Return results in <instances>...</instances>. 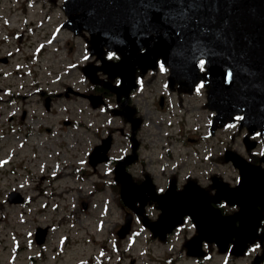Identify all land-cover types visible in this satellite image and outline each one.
<instances>
[{
  "label": "rangeland",
  "instance_id": "rangeland-1",
  "mask_svg": "<svg viewBox=\"0 0 264 264\" xmlns=\"http://www.w3.org/2000/svg\"><path fill=\"white\" fill-rule=\"evenodd\" d=\"M32 1L36 3L38 0H0V53L2 56H10L8 65L0 64V88L11 89L10 95L0 91V264H29L30 260H35L33 257L38 252L32 235L37 225L44 227L50 222L60 224L65 221L66 224L53 231L51 239L56 236L57 243L64 234L76 236L78 239L69 238V256L58 264H79L81 260L91 259L105 245L107 248L115 246L116 232L123 223L125 211L119 204L116 192L109 186V182H114L112 166L101 163L93 168L89 164V156L95 146L106 139L109 130L115 131L120 127L125 128V134L115 131L109 156L116 159L130 154L132 142L130 134L126 133L130 123L123 116L115 115L112 111L114 106L108 108L104 114L103 109H93L86 98L74 94L68 98L56 97L53 111L57 114L46 115L43 112L39 103L40 97L28 87L33 84V78L43 89H49L53 94L65 92L69 86L77 91L87 92L92 83L91 78L85 75L83 67L93 68L100 65L101 61L91 54L90 38L86 31L75 34L64 26L67 20L63 9L65 0H39L41 4L31 5ZM46 32L48 35L43 38ZM40 43L44 44L45 50ZM30 55L34 57V61L29 62ZM131 64L135 65L136 62L131 61ZM28 70H33L36 77L30 75L23 78L21 74ZM92 72L97 80L102 79L100 85L103 84L102 81L111 83L107 72ZM167 74V69L160 66L144 75L140 79L139 90L130 100L131 107L135 110L134 118L138 116L141 120L135 138L138 143L142 142L143 147L137 154L140 160L145 161L143 167L147 173L153 174L157 191L167 188L168 170L173 172V169L167 168L166 172L162 170L163 165L168 162L179 165V173L175 178L178 189L183 188L187 179H192L203 183L207 192L214 195L215 189L211 185L215 174L229 186H235L238 175L226 161L224 153L232 149L236 153H242L238 149H244L242 134H235V127L230 125L217 130L216 135L209 140L203 136L209 133L207 125L213 117L207 109L204 82L197 90L194 102L191 100L192 104L189 105L186 100L183 108L166 109L167 106H164L161 109L159 100L162 94L166 95L169 103L178 101L175 93L178 89L168 83ZM24 79L27 80L26 88H22L25 85ZM97 84L99 85V81ZM110 94L116 102L115 93ZM24 95L26 99L22 98ZM23 110L28 111L24 122L20 119ZM185 110L190 111L191 117L184 128L187 118ZM198 110L200 114L196 115ZM12 116L14 119L10 122ZM62 121L71 123L62 126ZM9 125L21 126L23 133L6 134ZM47 129L51 131L46 132ZM27 130L31 131L29 137H25ZM181 131L186 134L185 137L178 135ZM241 132L243 135L247 134L245 129H241ZM169 133L175 134L172 142L178 139L182 141L172 145L166 137ZM201 134L205 140L198 146L199 149L194 148L193 155L188 156L185 161H176L172 147L187 149V138L200 137ZM168 149L171 150L173 158H168ZM11 150L15 157L10 165L5 159V151L10 153ZM141 167L136 166L133 174L140 172ZM64 168L75 175L79 173L88 177L87 186L82 185L81 189L73 191L64 189L77 187L74 180L67 178L60 184L62 188L56 189L58 197L63 198L65 194L71 196L66 206L61 199L58 201V211L54 210L56 203L53 202L50 210H39L45 201L41 191L45 195L46 190L52 189L47 187L49 182L42 179L43 176L50 177L51 173ZM13 169L17 171L16 174H10ZM97 178L106 180L105 184L101 183L103 188L100 192H95L90 186ZM57 186L59 183H56ZM13 190L34 201L26 208L9 204L7 198ZM222 203L227 214L232 212L228 204L223 201ZM146 212L152 218L159 211L158 207L153 210L151 206ZM139 221L144 230L135 221L134 234L137 237L131 236L121 241L120 254L109 252L106 259L111 258L112 261L106 264H197L195 259L187 256L188 243L198 233L194 222L186 218L165 242H160L151 230H145L144 216L141 215ZM101 240L104 241L102 244L90 247V244H97ZM215 246L214 243L203 244L206 255L202 264H264L256 260L259 255L257 253L260 252L259 244L250 246L237 256L220 252L218 254ZM54 248L53 242L44 247L45 260H41L40 264H54ZM169 259L173 260L172 263ZM92 261L91 264H97L100 260L97 263Z\"/></svg>",
  "mask_w": 264,
  "mask_h": 264
},
{
  "label": "water",
  "instance_id": "water-1",
  "mask_svg": "<svg viewBox=\"0 0 264 264\" xmlns=\"http://www.w3.org/2000/svg\"><path fill=\"white\" fill-rule=\"evenodd\" d=\"M65 8L68 14L79 13L67 26L76 32L81 26L87 29L94 53L101 56L107 48L123 56L116 73L126 91L135 85L131 59L147 70L161 58L179 77L197 72L196 62L204 58L210 101L219 111L218 120L224 123L247 107L250 126L264 125V0H68ZM142 48L146 50L137 54ZM236 165L243 172L240 193H257L264 187V172L255 176L241 163ZM121 179L126 185L125 202L131 205L133 187L123 175ZM186 192L175 196L169 191L165 195L169 202L159 200L164 214L153 225L156 233L164 235L183 215L192 214L206 231L195 240L192 254L200 253L199 245L206 237L226 245L236 236L238 252L256 234V201L236 216L223 217L198 191L193 196ZM170 204L176 209V217L167 213Z\"/></svg>",
  "mask_w": 264,
  "mask_h": 264
},
{
  "label": "flooded vegetation",
  "instance_id": "flooded-vegetation-1",
  "mask_svg": "<svg viewBox=\"0 0 264 264\" xmlns=\"http://www.w3.org/2000/svg\"><path fill=\"white\" fill-rule=\"evenodd\" d=\"M40 95L42 96L44 100V105L47 110L51 108L52 103L54 102V96L51 93H48L47 91H40ZM62 95V94H61ZM49 98V106L46 104V100ZM24 115H26V112H24ZM264 220V217H263Z\"/></svg>",
  "mask_w": 264,
  "mask_h": 264
},
{
  "label": "bare ground",
  "instance_id": "bare-ground-1",
  "mask_svg": "<svg viewBox=\"0 0 264 264\" xmlns=\"http://www.w3.org/2000/svg\"><path fill=\"white\" fill-rule=\"evenodd\" d=\"M48 157H50V158H51V156H48ZM50 158L48 159L49 161L51 160Z\"/></svg>",
  "mask_w": 264,
  "mask_h": 264
},
{
  "label": "snow or ice",
  "instance_id": "snow-or-ice-1",
  "mask_svg": "<svg viewBox=\"0 0 264 264\" xmlns=\"http://www.w3.org/2000/svg\"><path fill=\"white\" fill-rule=\"evenodd\" d=\"M202 63V62H201Z\"/></svg>",
  "mask_w": 264,
  "mask_h": 264
}]
</instances>
